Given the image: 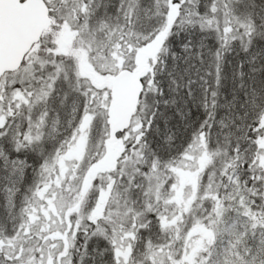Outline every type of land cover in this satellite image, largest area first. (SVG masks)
Here are the masks:
<instances>
[{
  "label": "snow or ice",
  "instance_id": "obj_1",
  "mask_svg": "<svg viewBox=\"0 0 264 264\" xmlns=\"http://www.w3.org/2000/svg\"><path fill=\"white\" fill-rule=\"evenodd\" d=\"M0 264H264V0H0Z\"/></svg>",
  "mask_w": 264,
  "mask_h": 264
}]
</instances>
